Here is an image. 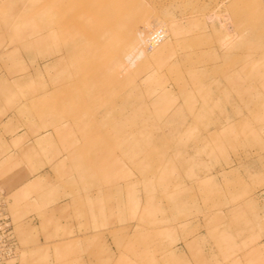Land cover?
<instances>
[{"label":"rangeland","instance_id":"1","mask_svg":"<svg viewBox=\"0 0 264 264\" xmlns=\"http://www.w3.org/2000/svg\"><path fill=\"white\" fill-rule=\"evenodd\" d=\"M0 161L13 264H264V0H0Z\"/></svg>","mask_w":264,"mask_h":264},{"label":"built area","instance_id":"2","mask_svg":"<svg viewBox=\"0 0 264 264\" xmlns=\"http://www.w3.org/2000/svg\"><path fill=\"white\" fill-rule=\"evenodd\" d=\"M18 248L8 192L0 186V264H13Z\"/></svg>","mask_w":264,"mask_h":264},{"label":"crops","instance_id":"3","mask_svg":"<svg viewBox=\"0 0 264 264\" xmlns=\"http://www.w3.org/2000/svg\"><path fill=\"white\" fill-rule=\"evenodd\" d=\"M0 162H1V161H0ZM0 164H1V163H0ZM1 165H2V164H1ZM4 170H5V169H3V167L0 166V180H3V179H2V178H3L2 176L5 174V173H4Z\"/></svg>","mask_w":264,"mask_h":264},{"label":"bare ground","instance_id":"4","mask_svg":"<svg viewBox=\"0 0 264 264\" xmlns=\"http://www.w3.org/2000/svg\"><path fill=\"white\" fill-rule=\"evenodd\" d=\"M78 31V30H77ZM77 33V32H76ZM68 34V33H67ZM87 38V37H86ZM55 53V52H54ZM173 89V88H172ZM120 116V115H119ZM110 118V117H109ZM126 130V129H125Z\"/></svg>","mask_w":264,"mask_h":264}]
</instances>
